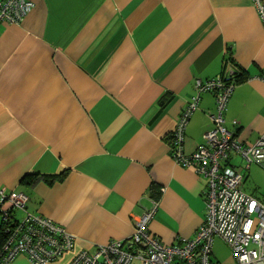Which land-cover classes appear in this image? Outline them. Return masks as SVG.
<instances>
[{"label": "crops", "instance_id": "crops-1", "mask_svg": "<svg viewBox=\"0 0 264 264\" xmlns=\"http://www.w3.org/2000/svg\"><path fill=\"white\" fill-rule=\"evenodd\" d=\"M30 1L21 24L0 25V188L28 194L29 212L76 238L49 264L129 238L154 203L151 235L165 245L192 238L207 180L174 162L172 133L197 80L230 60L245 79L226 127L245 145L264 134V24L252 1ZM215 109V95L203 94L187 153L214 128ZM230 163L244 168L237 155ZM243 172V191L264 204V169Z\"/></svg>", "mask_w": 264, "mask_h": 264}, {"label": "built area", "instance_id": "built-area-1", "mask_svg": "<svg viewBox=\"0 0 264 264\" xmlns=\"http://www.w3.org/2000/svg\"><path fill=\"white\" fill-rule=\"evenodd\" d=\"M264 24V0H251ZM34 9L30 0H0V25H18ZM236 67L226 60L222 72L208 81L197 80L196 95L178 118L172 133L171 156L184 168H192L207 180L206 214L192 238L165 245L149 232L158 204L134 221L133 234L94 249H83L69 264H223L216 259L214 242L222 239L231 249L236 264H264V204L242 189L243 170L252 165L264 169V134L253 145L235 138L225 124V112L236 87ZM213 93L216 109L209 112L214 128L193 153L186 152L187 128L199 109L201 97ZM234 122V125H237ZM239 156L244 168L233 166ZM30 197L24 192L0 188V218L5 242L0 264H13L25 255L31 264H49L76 247V238L49 218L28 210ZM21 212V216H18Z\"/></svg>", "mask_w": 264, "mask_h": 264}, {"label": "rangeland", "instance_id": "rangeland-1", "mask_svg": "<svg viewBox=\"0 0 264 264\" xmlns=\"http://www.w3.org/2000/svg\"><path fill=\"white\" fill-rule=\"evenodd\" d=\"M21 215V212H18V216ZM214 249V252L216 253V259L220 260L223 264H236L231 249L222 239H216Z\"/></svg>", "mask_w": 264, "mask_h": 264}, {"label": "trees", "instance_id": "trees-1", "mask_svg": "<svg viewBox=\"0 0 264 264\" xmlns=\"http://www.w3.org/2000/svg\"><path fill=\"white\" fill-rule=\"evenodd\" d=\"M245 79V75L244 73L240 72L237 68H236V73H235V76L233 78V81L236 82V85L240 82H242L243 80ZM167 102L166 100L162 101L161 103V107H165L167 105ZM172 141H170L171 143ZM5 242V235H4V228H3V224L1 223L0 224V250L3 246Z\"/></svg>", "mask_w": 264, "mask_h": 264}]
</instances>
